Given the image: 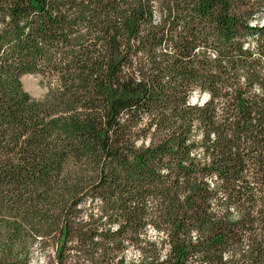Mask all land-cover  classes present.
Segmentation results:
<instances>
[{"label":"trees","instance_id":"obj_1","mask_svg":"<svg viewBox=\"0 0 264 264\" xmlns=\"http://www.w3.org/2000/svg\"><path fill=\"white\" fill-rule=\"evenodd\" d=\"M263 15L0 0V264H264Z\"/></svg>","mask_w":264,"mask_h":264},{"label":"rangeland","instance_id":"obj_2","mask_svg":"<svg viewBox=\"0 0 264 264\" xmlns=\"http://www.w3.org/2000/svg\"><path fill=\"white\" fill-rule=\"evenodd\" d=\"M260 25L264 26V15L260 20ZM22 89L34 100H42L46 97L49 89V85L39 75H25L21 78ZM206 96L198 99L197 96H192L190 104H203L206 101ZM52 247L49 248L51 251ZM48 251H41L37 246H33L30 251V255L27 259V264H47L48 263ZM132 254L128 255V258H132Z\"/></svg>","mask_w":264,"mask_h":264}]
</instances>
